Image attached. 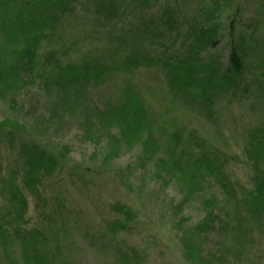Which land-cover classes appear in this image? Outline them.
I'll return each instance as SVG.
<instances>
[{
	"label": "rangeland",
	"instance_id": "rangeland-1",
	"mask_svg": "<svg viewBox=\"0 0 264 264\" xmlns=\"http://www.w3.org/2000/svg\"><path fill=\"white\" fill-rule=\"evenodd\" d=\"M21 1L17 0L9 12H14ZM96 1L100 0H77L76 6L67 10L58 26L60 36L52 40L53 48L71 47L72 56L81 57L89 50L104 49L107 33L114 34L120 28L139 32L144 12L161 16L164 10L175 14L180 33L174 43L163 42L162 48L181 50L186 47L184 30L201 15L219 33L217 44L203 52L202 58L212 56L225 70L230 65V49L246 53L238 78L241 88L232 102L229 98L221 100L212 116L207 117L199 105H179L170 95L161 68L137 69L126 79L143 99L152 123L153 139L148 144L157 152L151 156L149 148L145 153L138 144L109 162L104 161L108 135L104 132L97 136L89 130L86 133L83 108L68 103L66 114H57L53 94L32 85L21 91L14 105L0 98V208L9 205L1 188L6 180L14 179L26 200L21 220L11 212L6 217L8 223L12 222L3 227L11 242L6 253L21 262L23 245L19 236L42 229L52 240L51 247L55 248V241L60 247L54 251L57 256L69 259L71 264H194L185 253V244L192 242L200 245L202 258L198 264H264V221L249 225L254 233L246 239H233L230 231L223 232L220 239L209 230L189 241L184 233L204 220L208 211L204 198L220 191L216 188L219 186L207 177L198 182L201 187L194 184L191 189L179 180V173L175 177L167 175L158 161L169 149L167 138L178 135L180 146L187 142L192 151L201 153L203 149L220 163L223 161L231 183L252 187L253 171L245 148L246 133L264 123V0H152L147 10L117 0L114 4L118 14L110 23L103 20V12L96 10ZM2 34L0 31V45ZM6 47L16 50L18 46L10 43ZM123 79L115 77L104 86L88 89L86 102L105 103L118 94ZM7 129L13 132L8 135ZM109 135L118 134L111 130ZM23 141L36 142L60 158L54 174L42 177L33 190L24 186V164L17 153ZM117 205L128 207L131 216L127 227L113 234L110 224L127 220L116 212ZM219 208L220 204L214 209L220 216L225 210L226 215L235 211L234 206L223 211ZM0 264H8L2 246Z\"/></svg>",
	"mask_w": 264,
	"mask_h": 264
},
{
	"label": "trees",
	"instance_id": "trees-1",
	"mask_svg": "<svg viewBox=\"0 0 264 264\" xmlns=\"http://www.w3.org/2000/svg\"><path fill=\"white\" fill-rule=\"evenodd\" d=\"M16 1L0 0L3 10L0 14V31L3 33L0 45V98L9 99L8 103L14 105L21 91L32 85L53 94L52 101L57 114H66L64 110L68 103L77 105L79 109L83 108L86 133L89 130L97 136L101 133L104 135V132L108 135L105 162L138 144L143 146L145 153L149 148L151 156L157 152L148 144L153 139L152 123L147 117L143 99L138 89L126 79L137 69L161 68L170 95L179 101V105H199V109L207 117L212 116L216 104L221 100L229 98V103L232 102L236 91L241 88L238 78L243 72L246 53L239 48L230 49V65L225 70L217 66V60L212 56L202 58L203 52L217 44L219 33L217 27L208 23V19L201 15L193 18L192 25L184 30V49L171 52L162 48L165 45L163 42L174 43L180 33L175 14L170 10L167 13L163 10L161 16L152 13L149 16L144 12L139 32L120 28L121 31L114 34L107 33L108 36L103 39L104 49L99 47L95 51L89 50L83 56L75 58L70 51L71 47L68 49L62 45L53 48L52 40L59 38L58 26L64 20V15H67V10L76 6L77 0H22L16 10L10 13L9 10ZM133 1L135 0H126L127 5L147 10L150 9L152 0ZM115 2L119 1H96V10L106 16L104 21L110 23L117 16ZM154 23L155 27L152 26ZM10 43L18 46L16 50H8L6 46ZM115 77H124L125 81L118 94L101 105L86 102L88 89L104 86ZM111 130H116L118 135H109ZM11 132L13 131L10 129L6 131L8 135ZM246 134L248 146L245 153L253 171L251 188L231 183L227 179L223 161L220 163L211 153L208 154L203 149L201 153H196L187 142L180 146L178 135L167 138L169 149L158 160L167 170V175L170 173L171 177H175L179 173V180L191 189L194 184L201 187L198 182L211 177L219 186L216 188L220 189L204 198L207 214L191 231L184 233V236L189 235V241L192 242L195 237H201L209 230L216 232L220 239L224 237L223 232L227 231L232 233L233 239H246L254 233L248 226L264 221V123ZM9 139L12 141V137L9 136ZM179 146L182 148L178 152ZM17 153L24 164V186L30 190L35 188V184H40L42 177L54 174L60 161L58 156L57 158L48 153L36 142H20ZM13 180L4 181L1 187L9 201V205H4L5 211L0 208V246L4 248L6 262L71 264L69 259L57 256L54 251H59L60 247L56 241L55 248L51 247L49 242L52 240L49 241L42 229L29 230L19 236L23 245L21 262L18 263L6 253L11 242L3 227L12 224L8 223L9 220L6 221V217H10L11 212L12 216L18 215L20 219L26 207L22 191ZM218 204L222 211L231 206H234L235 211L226 215L225 210L223 216H220L214 209ZM114 209L127 219L115 220L110 224V233L116 234L118 228L127 227L131 213L123 205H117ZM195 243L185 244V253L190 262L198 264L202 257L198 250L200 245L196 243L195 246Z\"/></svg>",
	"mask_w": 264,
	"mask_h": 264
}]
</instances>
